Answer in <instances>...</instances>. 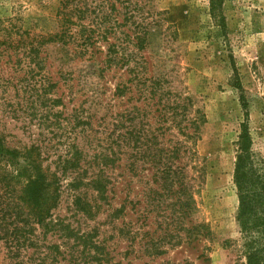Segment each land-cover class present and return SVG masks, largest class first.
I'll return each instance as SVG.
<instances>
[{"label": "rangeland", "instance_id": "1", "mask_svg": "<svg viewBox=\"0 0 264 264\" xmlns=\"http://www.w3.org/2000/svg\"><path fill=\"white\" fill-rule=\"evenodd\" d=\"M213 1L220 24L210 0H0V137L59 193L0 264H245L232 177L242 124L264 159V0ZM176 155L188 214L156 171Z\"/></svg>", "mask_w": 264, "mask_h": 264}, {"label": "trees", "instance_id": "2", "mask_svg": "<svg viewBox=\"0 0 264 264\" xmlns=\"http://www.w3.org/2000/svg\"><path fill=\"white\" fill-rule=\"evenodd\" d=\"M210 8L212 18L220 24L221 18L215 12L217 7L213 0H210ZM65 22L70 21L67 18ZM67 36V30H64L46 41L64 43ZM68 38L70 39L71 36ZM94 39L85 35L81 42L82 46L86 48L92 45ZM46 41L39 42V45H43ZM136 41L139 50H142L143 40L136 37ZM38 51L39 49H30L31 53L37 54ZM58 101L59 99L55 103ZM242 107L245 108L243 99ZM193 125L194 130H198L199 127ZM184 129L185 127L180 128V131ZM237 145L238 152L232 177L238 197L235 220L241 235L245 264H264V159L253 155L251 137L245 124L241 125ZM163 156L165 159L166 155ZM172 157V159L168 157L163 162L162 157L157 158L158 162H155V165L159 163L161 167L158 166L156 171L163 185L171 188L182 185L179 190L183 199L179 204L182 212L188 214L193 208L194 200L185 189L180 176L181 169L174 164V160H179V156ZM20 158L23 159L24 165H19ZM92 183L97 185L94 188L99 194L104 193L105 186L99 180H93ZM18 185H20L19 189L16 188ZM58 199V180L55 177L50 178L44 172L36 159L31 156V151L20 154L17 150H10L4 146L0 137V242L4 240L10 247L25 245V241L31 243L24 233L31 234L32 225L47 230L51 212L56 208ZM9 217L11 228L8 229L5 221Z\"/></svg>", "mask_w": 264, "mask_h": 264}]
</instances>
